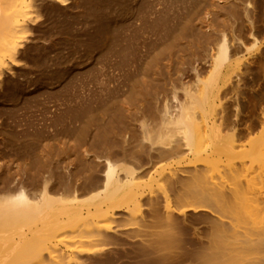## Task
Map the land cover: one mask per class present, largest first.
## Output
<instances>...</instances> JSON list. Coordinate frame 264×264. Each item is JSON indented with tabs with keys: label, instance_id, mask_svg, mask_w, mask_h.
<instances>
[{
	"label": "rangeland",
	"instance_id": "1",
	"mask_svg": "<svg viewBox=\"0 0 264 264\" xmlns=\"http://www.w3.org/2000/svg\"><path fill=\"white\" fill-rule=\"evenodd\" d=\"M40 34L0 102V167L12 178L84 182L111 152L137 150L131 137L143 122L154 129L166 107L176 114L191 94L203 96L226 40L230 61L215 84L211 128L191 107L197 141L219 149L203 163L208 176L239 172L264 195V0H79L48 10ZM127 160L119 158L149 164Z\"/></svg>",
	"mask_w": 264,
	"mask_h": 264
},
{
	"label": "bare ground",
	"instance_id": "2",
	"mask_svg": "<svg viewBox=\"0 0 264 264\" xmlns=\"http://www.w3.org/2000/svg\"><path fill=\"white\" fill-rule=\"evenodd\" d=\"M78 1L0 0V102L41 43L47 11ZM226 43L201 98L191 94L176 114L166 107L156 128L143 122L140 135L130 131L137 150H118L120 160L148 165L130 167L111 152L117 160L107 157L102 170L72 184L41 182L34 170L38 178L15 179L0 167V264H264V195L252 193V178L236 179L239 172L230 180L207 175L203 163L219 149L200 145L191 113L200 109L211 128L215 84L230 61ZM3 127L0 115V142Z\"/></svg>",
	"mask_w": 264,
	"mask_h": 264
}]
</instances>
